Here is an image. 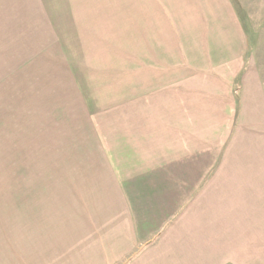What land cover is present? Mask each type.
<instances>
[{
  "label": "rangeland",
  "instance_id": "1",
  "mask_svg": "<svg viewBox=\"0 0 264 264\" xmlns=\"http://www.w3.org/2000/svg\"><path fill=\"white\" fill-rule=\"evenodd\" d=\"M231 1H170L176 13L170 23H177L169 39L191 21L182 16V4L210 8L209 18L195 20L218 31L228 27L219 16L229 9L233 42L236 35L244 42L240 77L252 70L264 91V0H239V18ZM117 9L118 0H0V264H126L137 252L119 219L113 180L81 154V131L93 121L97 102L110 105L113 91L125 84L120 74L128 71L132 35L122 25L133 18L114 19ZM238 54L234 50L230 59ZM239 84L234 88L240 92ZM242 85L243 91L257 87L248 80ZM244 159L242 166L253 164ZM261 171L255 166L243 173L255 177ZM236 195L248 209L238 224L253 226L249 236L256 239L249 242L264 252V188L234 187ZM232 225L229 236L242 238L237 221ZM255 254L250 250L243 262L264 264Z\"/></svg>",
  "mask_w": 264,
  "mask_h": 264
},
{
  "label": "crops",
  "instance_id": "2",
  "mask_svg": "<svg viewBox=\"0 0 264 264\" xmlns=\"http://www.w3.org/2000/svg\"><path fill=\"white\" fill-rule=\"evenodd\" d=\"M170 1L180 0H118L114 19L133 18L122 25L132 35L128 71L120 74L125 84L114 89L110 105L97 102L93 121L81 131V154L113 180L119 219L137 251L126 264H211L217 256L216 264H247L250 250L256 258L264 252L249 242L256 239L249 236L253 226L238 224L248 215L233 189L260 185L263 193L261 79L249 69L240 77L244 42L239 35L233 42L229 9L220 11L228 27L218 31L195 20L209 18L210 8L182 4V16L191 21L177 26L170 40L177 23H170L176 18ZM234 50L239 54L230 59ZM247 80L257 87L243 91ZM246 156L253 164L242 166ZM255 166L261 173L247 175ZM233 221L242 238L229 236Z\"/></svg>",
  "mask_w": 264,
  "mask_h": 264
},
{
  "label": "trees",
  "instance_id": "3",
  "mask_svg": "<svg viewBox=\"0 0 264 264\" xmlns=\"http://www.w3.org/2000/svg\"><path fill=\"white\" fill-rule=\"evenodd\" d=\"M232 2V5L233 6H235L236 7V5L238 6V10L236 11L237 13L240 11L241 13H239L238 14V18L240 17V15H242L243 14V8H242V6H241V4H240V2H239V0H232L231 1ZM237 9V8H236ZM243 16V15H242Z\"/></svg>",
  "mask_w": 264,
  "mask_h": 264
}]
</instances>
